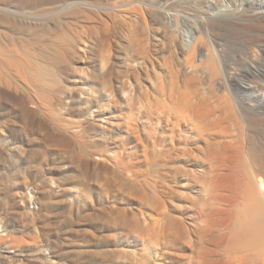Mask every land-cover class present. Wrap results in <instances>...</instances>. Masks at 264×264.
<instances>
[{"label":"bare ground","instance_id":"6f19581e","mask_svg":"<svg viewBox=\"0 0 264 264\" xmlns=\"http://www.w3.org/2000/svg\"><path fill=\"white\" fill-rule=\"evenodd\" d=\"M35 1L0 0V13L13 7L27 20L59 13L65 27L41 34L38 47L34 38L1 40L0 32V87L23 101L31 125L52 126L41 136L61 157L49 169L65 173L38 178L30 194L36 215L23 197L11 198L21 207L20 237L13 241L19 264H264V0H43L40 9ZM186 4L208 11L205 27L217 48L227 35L222 31L244 29V55L228 60L217 48L211 55L202 37L168 38L166 28L160 38L149 33L148 20L173 24L177 7ZM118 19L140 50L123 75L105 57L113 49L111 22ZM90 30L106 52L99 98L114 111L69 121L64 112L73 89L60 88L62 71L51 61L63 57L62 44L84 58L94 43ZM147 45L156 46L158 65ZM234 64L255 84L239 83L230 73ZM219 72L233 101L213 90ZM82 75L80 81L90 82ZM253 97L259 98L255 106ZM256 126L260 147L253 145ZM92 192L100 206L86 216L91 228L48 227L54 205L71 218L73 194L90 199Z\"/></svg>","mask_w":264,"mask_h":264},{"label":"rangeland","instance_id":"374dc122","mask_svg":"<svg viewBox=\"0 0 264 264\" xmlns=\"http://www.w3.org/2000/svg\"><path fill=\"white\" fill-rule=\"evenodd\" d=\"M125 1V4L133 3V0L130 3V0ZM42 2L44 1H35L34 6L37 9H40V4ZM156 2L158 1L153 0L151 1V4L157 5ZM182 6L177 7L180 17L177 18L173 24L170 23L166 25L165 23L161 24L160 22H156L158 23L156 24L155 22L148 20L149 33L154 35L157 34L156 36L160 38L159 32L163 28H166L165 30H168L167 32H169L167 33L168 38L175 35L184 39H190L191 36L202 37V39L205 40L204 43L207 44V49L210 51L211 55H213L217 49L223 50L222 52H224L228 60L232 59L234 54L241 56L244 55L245 50L247 49V43L245 42L247 32L244 29H227L222 31L224 32L223 34H227L223 37V40L225 39L226 41H222V46L217 48L213 41H211V32L205 27V25L209 23V19L206 15L208 11L200 6H195V9L194 7H189L188 4ZM175 9L176 7H174L173 12ZM214 11L216 10H213V12ZM21 13L22 10L13 7H11V11L0 13V18L2 19L0 20V32L3 33L1 40H4L5 38L7 40L20 38L22 40L25 39L26 41L34 38L36 46L38 47L43 39L41 38V34H47L48 32L54 34V29L65 27L62 14L59 13H49L31 20L25 19ZM124 13L125 12H123V14ZM129 14L130 18H135L133 12ZM183 15L187 16L184 17ZM135 22L136 21L133 23L134 25ZM123 23V19L111 22L114 28V36L112 35L111 37L113 49L110 54H106L105 56L113 63L115 71L120 75H123L127 68L131 69L132 66H135L134 62L137 59V53L140 51L137 50L138 45L135 44L137 41L133 38L130 32V27ZM90 25L91 24H89L88 27ZM93 26L90 27L93 28ZM160 28L161 30H159ZM89 33L92 35L91 37L93 38L94 43L90 51L85 53L84 58L83 56H74L68 49L70 46H68V44H62V51L64 52L63 57L55 58L56 60H54L56 62L51 61L55 66L54 68L58 67L62 71L60 88L64 85L73 89L72 103L69 105V110L64 112L69 121L77 120L80 117H89L91 115L96 116L104 113H106L105 115H108L107 113L114 111L112 108H106V101L102 97L99 98L100 94H98V88H100L98 81L100 76L99 67L101 61H103L104 54L106 53L104 51L105 46H103V41L96 32L90 30ZM69 36L71 37V40L77 39L70 33ZM70 39H68V41H70ZM60 42L58 41V43ZM146 48L149 49L144 51L148 50L152 53H150L152 55L151 57L149 52H147L150 59L152 61L158 60V62L154 61L157 65L158 63H161L159 62L161 61L160 57L155 54V51L157 50L156 46L154 45L152 48V45H147ZM154 49L156 50L154 51ZM154 57L156 58L154 59ZM261 64L264 66V58H262ZM239 68L238 64H234L232 68L233 70L230 71L232 75L237 77V81L239 83L255 84V79L247 78L242 75ZM82 73L91 78L90 82L80 81V77H83ZM216 77L220 79V86L215 87L213 89L214 92L226 100L233 101L235 94L231 92V88L226 80V74L224 72H219ZM75 79H78V81H75ZM88 87L93 88L98 95L96 93L89 94L87 90ZM258 99V97L251 98V100H249L250 104L255 106L258 104V101H256ZM26 112L27 110L24 107L23 101H20L19 98L9 90L0 87V233L1 235L4 233L3 236L5 239L0 242V264L20 263V249L17 244L13 243V241L20 237V234L16 230L21 226V207L15 206L12 203L11 198L15 195L23 197L25 200L24 204L29 208L31 202L30 194L35 192L38 178L40 176L54 178L65 173L63 167L61 169V175L51 174L49 169L57 165L61 157V155L59 156L58 154L57 148L52 146L48 141L46 142L41 136V133L49 131L52 126H49L48 129L47 126H45L43 129L42 127H39L37 123L31 125V120L26 118ZM33 114L36 115V113ZM36 116L38 117V115ZM257 127L258 126H256L255 130L253 129V145H255V147H260V130L257 129ZM49 189L52 190L53 188ZM55 190L57 191V189ZM55 190L53 189L54 192ZM73 195L76 197L75 193ZM91 196L92 198L90 199H75V197H71L72 199L70 203L73 204L74 208V213L69 215L71 218H68L65 213L66 208L64 206L58 207L54 205L52 219L50 220L52 223L48 227H50V229L52 228V230L61 227L62 230H64L68 225L79 223L85 228H91V225L94 222L93 220L91 221L87 219L86 216L92 213L96 206H100L98 195L92 192ZM65 198L67 197H62V199ZM37 208L38 204L32 201L30 209H33L32 211L34 215H36ZM34 217L28 220L29 224L33 223ZM5 228H7L6 232H4ZM16 253H18L19 257Z\"/></svg>","mask_w":264,"mask_h":264}]
</instances>
